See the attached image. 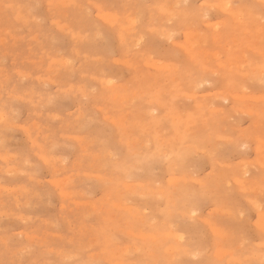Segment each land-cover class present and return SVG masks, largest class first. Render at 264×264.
I'll return each instance as SVG.
<instances>
[{"label": "rangeland", "instance_id": "374dc122", "mask_svg": "<svg viewBox=\"0 0 264 264\" xmlns=\"http://www.w3.org/2000/svg\"><path fill=\"white\" fill-rule=\"evenodd\" d=\"M263 69L264 0H0V264H264Z\"/></svg>", "mask_w": 264, "mask_h": 264}, {"label": "bare ground", "instance_id": "6f19581e", "mask_svg": "<svg viewBox=\"0 0 264 264\" xmlns=\"http://www.w3.org/2000/svg\"><path fill=\"white\" fill-rule=\"evenodd\" d=\"M223 1H224V0H223ZM64 2H65V1H64ZM136 2H137V1H136ZM62 3H63V2H62ZM65 3H66V2H65ZM69 3H70V2H69ZM179 3H180V2H179ZM184 3H185V2H184ZM202 3H203V2H202ZM202 3H201V4H202ZM221 3H222V2H221ZM231 3H232V2H231ZM260 3H261V2H260ZM173 4H174V3H173ZM175 4H177V2H176ZM175 4H174V5H175ZM199 4H200V3H199ZM206 4H208V3H206ZM228 4H229V3H228ZM232 4H233V3H232ZM57 5H59V4H57ZM63 5H64V4H63ZM68 5H69V4H68ZM74 5H75V4H74ZM101 5H102V4H101ZM222 5H223V4H222ZM59 6H60V5H59ZM99 6H100V5H99ZM99 6H98V7H99ZM175 6H176V5H175ZM199 6H200V5H199ZM204 6H205V4H204ZM209 6H210V5H209ZM223 6H224V5H223ZM230 6H231V4H230ZM7 7H8V6H7ZM55 7H56V6H55ZM66 7H67V6H66ZM173 7H174V6H173ZM210 7H211V6H210ZM226 7H227V6H226ZM226 7H225V8H226ZM212 8H213V7H212ZM225 8H224V9H225ZM9 9H10V8H9ZM135 9H136V8H135ZM217 9H219V8L217 7ZM232 9H233V8H232ZM220 10H221V9H220ZM135 11H136V10H135ZM222 11H223V10H222ZM225 11H227V10L225 9ZM99 12H100V11H99ZM132 12H133V11H132ZM172 12H173V11H172ZM172 12L170 13V15L172 14ZM232 12H233V11H232ZM246 12H247V10H246ZM135 13H136V12H135ZM162 13H163V12H162ZM225 13H226V12H225ZM235 13H236V12H235ZM52 14H53V13H52ZM52 14H51V15H52ZM127 14H128V13H127ZM138 14H139V13H138ZM229 14H231V13L228 12L227 15H229ZM248 14H249V13H248ZM250 14H251V13H250ZM170 15H169V16H170ZM231 15H232V14H231ZM241 15H242V14H241ZM22 16H23V15H22ZM256 16H257V15H256ZM31 17H32V16H31ZM100 17H101V16H100ZM133 17H134V16H133ZM235 17H236V16H235ZM251 17H252V16H251ZM135 19H136V18H135ZM237 19H238V16H237ZM254 19H255V18H254ZM17 20H18V19H17ZM63 20H64V19H63ZM103 20H104V19H103ZM126 20H127V19H126ZM23 21H25V20H23ZM128 21H131V20H127V22H128ZM136 22H137V20H136ZM237 22H238V20H237ZM104 23H105V22H104ZM232 23H234V22H232ZM235 23H236V22H235ZM127 24H128V23H127ZM133 24H134V23H133ZM134 25H135V24H134ZM134 25H133V26H134ZM212 25H213V23H212ZM155 28H156V27H155ZM129 30H131V29H129ZM157 30H158V29H157ZM164 30H165V29H164ZM63 32L65 33V31H63ZM63 32H61V33H63ZM162 32H163V31H162ZM95 33H97V31H95ZM121 33H122V32H121ZM127 33H129V32H127ZM131 33H132V32H131ZM167 33H169V32H167ZM97 34H98V33H97ZM124 34H126V33H124ZM154 34H155V33H154ZM185 34H186V33H185ZM185 34H184V36H185ZM198 35H199V33H198ZM79 36H80V35H79ZM123 36H124V35H123ZM123 36H122V38H123ZM125 36H126V35H125ZM189 36H190V35H189ZM192 36H193V35H192ZM196 36H197V35H196ZM139 37H140V36H139ZM20 38H21V37H20ZM93 38H94V37H93ZM95 38H96V37H95ZM192 38H193V37H192ZM194 38H195V37H194ZM51 39H54V38L52 37ZM85 39H86V37H85ZM120 39H121V38H120ZM123 39H124V38H123ZM190 39H191V38H190ZM197 39H198V38H197ZM32 40H33V39H32ZM136 40H137V39H136ZM11 41H12V40H11ZM11 41H10V42H11ZM57 41H58V40H57ZM137 41H138V40H137ZM185 41H186V40H185ZM198 41H199V40H198ZM122 42H123V40H122ZM134 42H135V41H134ZM191 42H192V41H191ZM32 44H33V43H32ZM123 44H124V43H123ZM123 44H122V45H123ZM137 44H138V43H137ZM172 44H173V43H172ZM190 44H191V43H190ZM186 45H187V44H186ZM177 46H178V45H177ZM126 47H127V46H126ZM135 47H136V46H135ZM180 48H181V47H180ZM247 48H248V47H247ZM257 48H258V47H257ZM248 49H249V48H248ZM21 50H22V49H21ZM254 51H255V50H254ZM259 51H260V50H259ZM76 52H77V51H76ZM198 52H199V51H198ZM52 53H54V52H52ZM126 53H127V52H126ZM205 53H206V52H205ZM213 53H214V52H213ZM76 54H77V53H76ZM211 54H212V53H211ZM259 54H260V53H259ZM112 55H113V54H112ZM150 55H151V54H150ZM213 55H214V54H213ZM215 57H216V56H215ZM242 57H243V56H242ZM46 58H47V57H46ZM48 58H49V57H48ZM213 58H214V57H213ZM234 58H235V57H234ZM100 60H102V58H101ZM148 61H149V60H148ZM233 61H234V60H233ZM25 62H26V61H25ZM49 62H50V61H49ZM110 62H111V61H110ZM234 62H235V61H234ZM146 63H147V62H146ZM146 63H144V64H146ZM231 63H233V62L231 61ZM237 63H238V61H237ZM61 64H62V62H61ZM63 64H64V63H63ZM119 64H120V63H119ZM132 64H133V63H132ZM215 64H216V63H215ZM219 64H220V63H219ZM235 64H236V63H235ZM152 65H153V64H152ZM152 65H151V67H153ZM165 65H166V64H165ZM165 65H164V66H165ZM220 65H221V64H220ZM233 65H234V64H233ZM236 65H237V64H236ZM236 65H235V66H236ZM144 66H145V65H144ZM47 67H48V66H47ZM162 67H163V66H162ZM229 67H230V65H229ZM159 68H160V66H159ZM163 68H164V67H163ZM166 68L168 69V67H165V69H166ZM157 69H158V68H157ZM228 70H229V68H228ZM230 70H231V68H230ZM263 70H264V69H263ZM81 72H82V71H81ZM263 72H264V71H263ZM258 73H259V72H258ZM18 74H19V73H18ZM24 75H25V74H24ZM96 76H97V75H96ZM97 79H98V78H97ZM98 80H99V79H98ZM259 82H260V81H259ZM108 83H109V82H108ZM109 84H110V83H109ZM109 84H108V85H109ZM70 86H71V85H70ZM110 87H111V86H110ZM87 92H88V90H87ZM40 93H41V92H40ZM74 95H75V94H74ZM212 95H213V94H212ZM42 96H44V95H42ZM189 96H190V95H189ZM189 96H188V97H189ZM49 97H50V96H49ZM115 97H116V96H115ZM42 98H43V97H42ZM234 98H235V97H234ZM46 99H47V97H46ZM235 99H236V98H235ZM22 100H23V99H22ZM250 100H251V99H250ZM252 100H253V99H252ZM36 101H37V100H36ZM38 102H39V101H38ZM33 105H34V104H33ZM98 110H99V109H98ZM241 111H242V110H241ZM256 112H258V111H256ZM35 113H36V112H35ZM77 113H78V112H77ZM242 114H243V113H242ZM254 114H256L255 111H254ZM81 115H82V114H81ZM256 115H257V114H256ZM79 116H80V115H79ZM78 118H79V117H78ZM87 118H88V117H87ZM73 119H74V118H73ZM82 120H83V119H82ZM112 121H113V120H112ZM114 124H115V123H114ZM119 124H120V123H119ZM257 124H258V123H257ZM122 125H123V124H122ZM255 126H256V125H255ZM263 134H264V133H263ZM257 135H258V134H257ZM260 137H261V136H260ZM217 138H218V137H217ZM215 140H216V139H215ZM219 140H221V139H219ZM2 141H3V140H2ZM7 141H8V140H7ZM225 141H227V140H225ZM230 141H231V140H230ZM232 141H233V140H232ZM261 142H262V141H261ZM226 143H227V142H226ZM37 145H38V144H37ZM125 145H126V144H125ZM139 145H140V143H139ZM263 145H264V143H263ZM35 147H36V146H35ZM260 148H264V147H260ZM83 149H84V148H83ZM256 151H257V150H256ZM95 155H96V154H95ZM160 155H161V154H160ZM34 156H35V155H34ZM259 158H260V157H259ZM261 158H262V157H261ZM38 159H39V158H38ZM42 159H43V158H42ZM263 159H264V158H263ZM42 161H43V160H42ZM44 161H45V160H44ZM187 161H188V160H187ZM262 161H263V160H262ZM192 162H193V161H192ZM245 162H246V161H245ZM243 163H244V162H243ZM243 163H242V164H243ZM190 164H191V163H190ZM258 164H259V163H258ZM182 166H183V165H182ZM185 166H186V164H185ZM185 166H184V167H185ZM189 166H190V165H189ZM227 167H228V166H227ZM252 167H253V166H252ZM255 168H257V167H255ZM53 170H54V169H53ZM256 170H257V169H256ZM242 171H243V168H242ZM238 173H239V172H238ZM242 174H243V173H242ZM84 175H86V174H84ZM90 175H91V174H90ZM238 175H239V174H238ZM212 176H213V175H212ZM63 178H64V177H63ZM65 178H66V177H65ZM238 178H239V176H238ZM241 178H242V177H241ZM28 179H29V178H28ZM181 179H183V178H181ZM185 179H186V178H185ZM190 179H191V178H190ZM63 180H64V179H63ZM59 181H60V180H59ZM238 181L240 182L241 180H238ZM64 182H65V181H64ZM64 182H63V183H64ZM191 182H192V181H191ZM235 182H237V181H235ZM244 182H245V181H244ZM246 182H247V181H246ZM250 182H251V181H250ZM199 183H200V182H199ZM240 183H241V182H240ZM59 184H60V183H59ZM65 184H66V183H65ZM65 184H64V185H65ZM238 184H239V183H238ZM252 184H253V183H252ZM128 185H129V184H128ZM137 185H138V184H137ZM172 185H173V184H172ZM239 185H240V184H239ZM61 186H62V185H61ZM125 186H126V185H125ZM257 186H258V185H257ZM247 187H248V186H247ZM262 187H263V186H262ZM243 188H244V185H243ZM59 189H60V188H59ZM173 189H174V188H173ZM252 189H253V188H252ZM174 190H175V189H174ZM238 190H239V189H238ZM59 191H60V190H59ZM244 191H245V190H244ZM252 191H253V190H252ZM254 191H255V190H254ZM258 192H259V191H258ZM66 193H67V192H66ZM256 193H257V191H256ZM64 194H65V193H64ZM70 194L72 195L73 193H70ZM70 194H69V195H70ZM254 195H255V194H254ZM66 196H67V195H66ZM256 196H257V195H256ZM263 196H264V195H263ZM69 197H70V196H69ZM64 198H65V196H64ZM253 200H254V198H253ZM260 201H261V199H260ZM170 202H172V200H171ZM79 203H80V202H79ZM256 203H257V202H256ZM256 203H255V204H256ZM261 203H262V202H261ZM84 204H85V203H84ZM224 204H225V202H224ZM251 204H253V203H251ZM259 204H260V203H258V205H259ZM111 205H112V204H111ZM114 205H115V204H114ZM114 205H113V206H114ZM258 205H257V207H258ZM260 205H261V204H260ZM66 206H67V205H66ZM74 207H75V206H74ZM118 207H119V206H118ZM137 207H138V206H137ZM255 207H256V206H255ZM257 207H256V208H257ZM119 208H120V207H119ZM126 209H127V208H126ZM260 209H261V207H260ZM260 209H259V210H260ZM186 210H187V209H186ZM219 210H220V209H219ZM136 211H137V210H136ZM142 211H143V210H142ZM237 211H238V210H237ZM242 211H243V210H242ZM76 212H77V211H76ZM238 212H239V211H238ZM188 213H189V211H188ZM219 213H220V212H219ZM242 213H243V212H242ZM262 213H263V212H262ZM133 214H134V213H133ZM171 214H172V213H171ZM176 214H177V213H176ZM172 215H173V214H172ZM188 215H189V214H188ZM133 216H134V215H133ZM133 216H132V217H133ZM181 216H182V215H181ZM134 217H135V216H134ZM138 217H139V216H138ZM142 217H143V216H142ZM148 217H149V216H148ZM223 217H224V216H223ZM143 218H144V217H143ZM173 218H175V217H173ZM185 218H186V217H185ZM137 219H138V218H137ZM141 219H142V218H141ZM186 219H188V218H186ZM189 219H190V218H189ZM191 219H192V218H191ZM226 219H227V218H226ZM238 221H239V220H238ZM259 221H260V220H259ZM263 221H264V220H263ZM257 222H258V221H256V223H257ZM261 222H262V221H261ZM262 223H263V222H262ZM207 224H208V223H207ZM171 225H172V224H171ZM257 225H258V224H257ZM263 225H264V224H263ZM172 226H173V225H172ZM259 226H260V225H259ZM259 226H258V227H259ZM210 227H211V226H210ZM258 227H257V228H258ZM262 229H264V228H262ZM218 230H219V229H218ZM209 232H210V231H209ZM221 232H222V231H221ZM168 233H170V232H168ZM174 233H175V232H174ZM210 233H211V232H210ZM129 234H130V233H129ZM171 234H172V233H171ZM219 234H220V233H219ZM131 235H132V234H131ZM167 235H168V234H167ZM244 235H245V234H244ZM132 236H133V235H132ZM150 236H151V235H150ZM150 236H149V237H150ZM172 236H173V235H172ZM179 236H180V235H179ZM220 236H221V234H220ZM232 236H233V235H232ZM133 237H134V236H133ZM140 237L143 238V236H140ZM140 237H139V238H140ZM221 237H222V236H221ZM150 238H151V237H150ZM150 238H149V239H150ZM243 238H244V237H243ZM149 239H148V240H149ZM174 239H175V237H174ZM178 239H180V238H178ZM245 239H246V238H245ZM175 240H176V239H175ZM244 241H245V240H244ZM239 244H240V243H239ZM49 249H50V248H49ZM166 249H167V248H166ZM168 249H170V248H168ZM172 250H173V248H172ZM176 250H177V249H176ZM241 251H242V250H241ZM169 252H170V251H169ZM250 252H251V251H250ZM185 253H186V252H185ZM187 253H188V252H187ZM262 253H263V252H262ZM165 254H166V253H165ZM175 254H176V253H174V255H175ZM179 254H180V253H179ZM220 254H221V252H220ZM90 255H91V254H90ZM176 255H177V254H176ZM181 255H182V254H181ZM191 255H193V254H191ZM217 255H218V254H217ZM252 255H253V254H252ZM223 256H224V255H223ZM234 258H235V257H234ZM220 259H221V258H220ZM234 260H235V259H234ZM250 260H251V259H250ZM255 260H256V259H255ZM119 264H120V263H119Z\"/></svg>", "mask_w": 264, "mask_h": 264}]
</instances>
